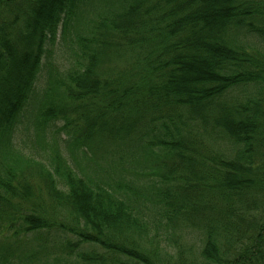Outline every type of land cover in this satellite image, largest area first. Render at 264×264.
Wrapping results in <instances>:
<instances>
[{
  "label": "trees",
  "instance_id": "trees-1",
  "mask_svg": "<svg viewBox=\"0 0 264 264\" xmlns=\"http://www.w3.org/2000/svg\"><path fill=\"white\" fill-rule=\"evenodd\" d=\"M0 264H264V0H0Z\"/></svg>",
  "mask_w": 264,
  "mask_h": 264
},
{
  "label": "rangeland",
  "instance_id": "rangeland-1",
  "mask_svg": "<svg viewBox=\"0 0 264 264\" xmlns=\"http://www.w3.org/2000/svg\"><path fill=\"white\" fill-rule=\"evenodd\" d=\"M127 60H128V57L123 56V55H118V54L115 53V54L109 55V58H105L103 60V65H104V68H106L107 70H112V69H116V68H123V67H125V65L127 63ZM39 152L41 153V151H39ZM44 152L48 153L47 150H45ZM42 153L40 154V156H37V158L46 156V153H43V154ZM35 185H36V183H33L34 187H35ZM46 205L47 204H44V205L41 206L44 211H52V212L56 213V211H55V209L53 207L46 206ZM46 214L54 215L53 213H46ZM42 244H43V242H42ZM37 245H39V244H37L36 242L32 243V246H34L35 249L38 248V247L47 248V252H50L52 254L49 259L53 258V255H58L59 254L58 249L53 246V245H55V243H53V245H52V243H48L45 240L43 246H37Z\"/></svg>",
  "mask_w": 264,
  "mask_h": 264
}]
</instances>
